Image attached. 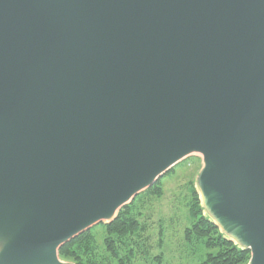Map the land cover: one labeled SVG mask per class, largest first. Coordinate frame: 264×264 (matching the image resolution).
<instances>
[{
	"label": "water",
	"instance_id": "1",
	"mask_svg": "<svg viewBox=\"0 0 264 264\" xmlns=\"http://www.w3.org/2000/svg\"><path fill=\"white\" fill-rule=\"evenodd\" d=\"M193 154L209 220L264 264V0H0V264H72Z\"/></svg>",
	"mask_w": 264,
	"mask_h": 264
},
{
	"label": "rangeland",
	"instance_id": "2",
	"mask_svg": "<svg viewBox=\"0 0 264 264\" xmlns=\"http://www.w3.org/2000/svg\"><path fill=\"white\" fill-rule=\"evenodd\" d=\"M202 166L201 155L189 156L161 176L154 189L141 192L126 205L139 225L130 227L124 235L112 236L117 255L111 249L114 242L108 241L110 231L106 226L110 223H98L87 230H91L89 241L73 247L76 256L61 259L72 264H209L208 256L219 249L209 248L207 238H189L187 233L195 222L192 209ZM200 205L203 207L201 200Z\"/></svg>",
	"mask_w": 264,
	"mask_h": 264
},
{
	"label": "trees",
	"instance_id": "3",
	"mask_svg": "<svg viewBox=\"0 0 264 264\" xmlns=\"http://www.w3.org/2000/svg\"><path fill=\"white\" fill-rule=\"evenodd\" d=\"M172 170V169H171ZM155 184L149 188V192L154 189ZM196 203L192 209V217L195 222L192 227L187 230L189 238L194 235L197 239L207 238L206 244L209 248H217L219 252L217 254H210L208 256L209 264H243L250 259V251L244 250L236 245L233 241H230L221 232L219 227L209 220V217L204 215V209L200 205L198 199V193L195 190ZM129 206L123 207L118 217L106 226L110 231V237H108L109 243L114 242V246L111 249L115 255L118 254V250L115 246V240L113 235H124L128 233V229L132 227L134 229L136 225H139L138 221L133 219L129 213ZM91 231V230H90ZM85 231L81 233L65 245L60 248V256L69 257L76 256L73 247L83 242L89 241L91 238V232Z\"/></svg>",
	"mask_w": 264,
	"mask_h": 264
},
{
	"label": "bare ground",
	"instance_id": "4",
	"mask_svg": "<svg viewBox=\"0 0 264 264\" xmlns=\"http://www.w3.org/2000/svg\"><path fill=\"white\" fill-rule=\"evenodd\" d=\"M213 219V218H212Z\"/></svg>",
	"mask_w": 264,
	"mask_h": 264
}]
</instances>
